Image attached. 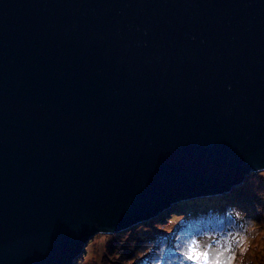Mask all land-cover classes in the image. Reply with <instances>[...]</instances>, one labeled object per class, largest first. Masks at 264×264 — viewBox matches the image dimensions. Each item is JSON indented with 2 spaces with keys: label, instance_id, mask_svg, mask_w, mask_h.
<instances>
[{
  "label": "water",
  "instance_id": "obj_1",
  "mask_svg": "<svg viewBox=\"0 0 264 264\" xmlns=\"http://www.w3.org/2000/svg\"><path fill=\"white\" fill-rule=\"evenodd\" d=\"M262 170L264 0H0V264Z\"/></svg>",
  "mask_w": 264,
  "mask_h": 264
},
{
  "label": "rangeland",
  "instance_id": "obj_2",
  "mask_svg": "<svg viewBox=\"0 0 264 264\" xmlns=\"http://www.w3.org/2000/svg\"><path fill=\"white\" fill-rule=\"evenodd\" d=\"M253 173L258 174L257 177H255V180H248L247 178ZM251 174H249L244 182L241 183L243 185L249 184L254 186L251 188V193L246 191L244 198L247 200V204L242 198L239 201L231 202V206L228 207V209H222L223 203H219L220 205H218L222 208H219V210H212L211 213H208L205 216L204 214L206 213H204V210L202 209L198 214H196V212V215L190 216V219L192 218V220L189 222L188 227L183 225L185 221H183L181 217L182 215L176 217L173 212L170 211L165 213L162 210L157 213L154 218H147V220L143 221L141 226L146 225L147 222L157 220L158 218L156 217L161 215V218H166L165 222L168 224L166 229L175 232L179 227L178 232L181 231L184 233L186 231H192L186 238L182 236V233L181 237H178L177 239L167 237L163 239V237L159 236H155V238H141L145 241L148 240L146 244H142L143 246L148 247L142 248H144L146 252L149 248L150 242H153V244H151V246L153 245L152 247L156 244L159 245L157 250L159 247H162L164 250H171V258L177 260H170L167 263L164 262V264H192V262L186 258L185 253L193 243L198 244L200 250L203 251H210L211 253H219L223 251V258H227L228 256L234 257L231 260V264H264V211L260 208L264 207V170L252 172ZM241 184L224 193L221 192L218 194L222 195V197H227L230 195L228 191L231 192L233 189L239 188ZM259 184L263 185L259 186ZM214 195L216 194H201L199 196L188 198L185 202H189V200L195 198L214 197ZM258 199H261V202H258ZM238 202L242 205L241 210L237 208ZM251 203L255 206L253 207L251 205L253 207L251 209L255 211L253 217H251L252 221L248 220V223L250 224L244 230H241L239 223L244 219L245 214L248 212V206H250ZM216 206L217 205L215 204L211 207L215 208ZM192 208L194 207L192 206ZM199 215L204 216L205 220L204 218H199ZM231 215L234 217L231 218ZM137 222L134 223V225H136ZM141 226L136 225L137 228ZM209 227H211V229H209ZM166 229L164 227H162V229H157L156 235H162L169 232L166 231ZM206 232L207 235H205ZM120 233L96 234L87 244V247L79 257L77 264H123V261L126 259L128 262H134V257H138L140 261L139 264H142L146 258L143 256L144 253H139L137 251L139 249L138 247H140L138 246L140 239L133 244L125 242L121 237L115 236ZM146 234L147 231H144L143 234L140 233L139 235L140 237H143V235ZM169 244L172 246H169ZM228 249H231V251H227ZM130 254L132 256L128 259ZM156 255L159 256L158 252ZM185 259L187 261H185ZM160 260L161 259H156L154 264H157V262L159 263Z\"/></svg>",
  "mask_w": 264,
  "mask_h": 264
},
{
  "label": "trees",
  "instance_id": "obj_3",
  "mask_svg": "<svg viewBox=\"0 0 264 264\" xmlns=\"http://www.w3.org/2000/svg\"><path fill=\"white\" fill-rule=\"evenodd\" d=\"M257 175L258 174L253 173L247 179L250 181L255 180V177H257ZM247 179H246V181H247ZM242 185L243 184H241V186H239V188L233 189L231 192L228 191V193H230V195H228L227 197H222V195L216 194V195H214V197L195 198V199L189 200V202H185L186 199H183V200L177 201L176 204L174 203V204L170 205L168 208H166L167 210L165 209V210H163V212L168 213L171 211L176 215V217L182 215L181 217H182L183 221H185L183 223V225L188 227L189 222H191V220H192V218L190 219V216L198 214L202 209L204 210V213H206V214H204V216H205L208 213H211L212 210H219V208H222L219 206L221 203H223L222 209H224V208L228 209V207L231 206V202L239 201L242 198L245 200V202L247 204V200L244 198L246 191L251 193L252 192L251 188L254 186L249 185V184H247V185L244 184L243 186ZM261 185H263V184H259V186H261ZM258 202H261V199H258ZM215 204L217 205L215 208L211 207L212 205L214 206ZM251 205L253 207H255L252 203L250 204V206H248V212L245 214L244 219L240 221L241 223H239L241 230H244L250 224V223H248V220L252 221L251 217H253L255 211H253L251 209V208H253ZM192 206L194 208H192ZM241 207H242V205H240V202H238L237 208H239L241 210ZM260 208L264 211V207H260ZM204 216L201 215L199 218L202 219V218H204ZM233 217L234 216L231 215V218H233ZM156 218H158V219L154 220L153 222H147L146 225H142L141 227H138V228L136 226H134V227H132L131 230H127V231L125 230V232L123 231L122 233L115 235L117 237H121L123 241L129 242L132 244L135 241L140 239L139 240L140 243H138V246H140V247H138L139 249L137 251L139 253H144L143 256L146 258L142 264H154V262H156V259L157 260L161 259L159 261V263L157 262V264H164V262L167 263L170 260H177V259L171 258V250H169V249L164 250L162 247H159V249L157 250V247L159 246L158 244H156L154 247H152L153 245L151 246V244H153V242H150L149 248L145 252V249L142 247H148V246H143L142 244H146L148 240L145 241L144 239H141V238H148V237L155 238V236H159V237H163V239H165L166 237L177 239L178 237H181V233H182V236L184 238H186L187 235L192 231V230H190V232L186 231L184 233L181 231L178 232L179 227L177 228V230L175 232L170 231V230L166 229V227L168 226V224L165 222L166 218H161V215L157 216ZM188 219H190V220H188ZM204 220H205V218H204ZM160 226H161V228H160ZM162 227H164L166 229V231H169V232L162 234V235H160V234L156 235L157 229H162ZM209 229H211V227H209ZM144 231H147V234L143 235V237H140L139 234L140 233L143 234ZM205 235H207V232L205 233ZM154 243H155V241H154ZM169 246H172V245L169 244ZM157 252H158L159 256L156 255ZM131 256L132 255L130 254L128 259L131 258ZM134 259H135L134 262L133 261L128 262V260L126 259L123 261V264H132V263L133 264H139L140 263L138 257H134ZM185 261H187V260L185 259Z\"/></svg>",
  "mask_w": 264,
  "mask_h": 264
},
{
  "label": "snow or ice",
  "instance_id": "obj_4",
  "mask_svg": "<svg viewBox=\"0 0 264 264\" xmlns=\"http://www.w3.org/2000/svg\"><path fill=\"white\" fill-rule=\"evenodd\" d=\"M227 251H231L228 249ZM186 258L192 262V264H231L232 256L224 257V252L211 253L210 251L200 250L198 244L193 243L185 253Z\"/></svg>",
  "mask_w": 264,
  "mask_h": 264
},
{
  "label": "bare ground",
  "instance_id": "obj_5",
  "mask_svg": "<svg viewBox=\"0 0 264 264\" xmlns=\"http://www.w3.org/2000/svg\"><path fill=\"white\" fill-rule=\"evenodd\" d=\"M139 226H141V224L139 225ZM132 229V227L130 228V230Z\"/></svg>",
  "mask_w": 264,
  "mask_h": 264
}]
</instances>
